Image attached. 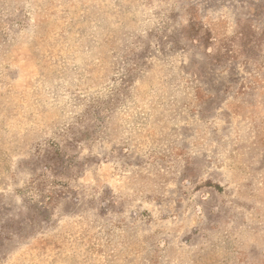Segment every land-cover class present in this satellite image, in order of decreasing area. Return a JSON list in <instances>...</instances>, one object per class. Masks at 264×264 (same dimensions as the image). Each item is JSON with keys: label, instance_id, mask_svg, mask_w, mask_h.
<instances>
[{"label": "rangeland", "instance_id": "1", "mask_svg": "<svg viewBox=\"0 0 264 264\" xmlns=\"http://www.w3.org/2000/svg\"><path fill=\"white\" fill-rule=\"evenodd\" d=\"M0 264H264V0H0Z\"/></svg>", "mask_w": 264, "mask_h": 264}]
</instances>
